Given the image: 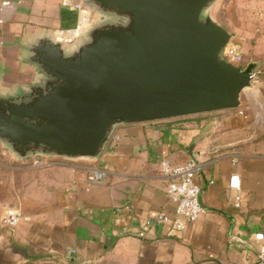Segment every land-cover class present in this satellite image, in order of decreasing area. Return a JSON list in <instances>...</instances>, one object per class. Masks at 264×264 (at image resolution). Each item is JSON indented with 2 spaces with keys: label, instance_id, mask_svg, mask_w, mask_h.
<instances>
[{
  "label": "crops",
  "instance_id": "0c3cea01",
  "mask_svg": "<svg viewBox=\"0 0 264 264\" xmlns=\"http://www.w3.org/2000/svg\"><path fill=\"white\" fill-rule=\"evenodd\" d=\"M226 10L228 20L230 11L236 12L230 23H264V0H231ZM77 21V10L63 0H0V91L14 92L37 76L24 59L23 43L46 33L58 39L59 29ZM228 29L242 36V27ZM191 158L201 165L196 175L201 216L172 235L169 224L147 225L157 212L175 216L160 162ZM37 160L44 165L38 176L30 170L7 180L23 218L14 228L0 227V264L258 260L256 234L264 233V134L251 132L237 109L120 126L94 161L37 156L35 165ZM97 168L106 177L92 183L88 174ZM232 175L240 176L238 192L229 186Z\"/></svg>",
  "mask_w": 264,
  "mask_h": 264
},
{
  "label": "water",
  "instance_id": "95a60500",
  "mask_svg": "<svg viewBox=\"0 0 264 264\" xmlns=\"http://www.w3.org/2000/svg\"><path fill=\"white\" fill-rule=\"evenodd\" d=\"M96 18L72 44L52 33L22 44L37 76L0 91V143L18 160L94 161L117 128L234 110L258 91L259 63L223 55L233 33L219 0H77Z\"/></svg>",
  "mask_w": 264,
  "mask_h": 264
},
{
  "label": "built area",
  "instance_id": "2783aa9c",
  "mask_svg": "<svg viewBox=\"0 0 264 264\" xmlns=\"http://www.w3.org/2000/svg\"><path fill=\"white\" fill-rule=\"evenodd\" d=\"M63 3L77 10L78 21L76 26L72 28L59 29L57 37L67 44H72L94 21L96 14L73 0H63ZM223 55L229 62L244 67V52L240 43L231 39L225 46ZM38 164H41V162H38ZM160 170L168 179L167 195L175 204V216L171 218L165 212H157L151 215L146 222L147 225L169 224V234L172 235L184 230L188 223L196 221L203 212L201 203L202 187L196 181V175L201 170V165L195 158L185 162H173L169 159H163L160 162ZM105 177L106 171L100 168L93 169L88 174V179L92 183H101ZM229 186L232 190L238 192L241 187L240 176L232 175ZM235 199V205L239 206L241 196L237 194ZM22 218L23 214L20 207L9 206L0 217V227L14 228L21 222ZM256 239L261 241V247L258 260L254 264H264V233H257Z\"/></svg>",
  "mask_w": 264,
  "mask_h": 264
},
{
  "label": "rangeland",
  "instance_id": "374dc122",
  "mask_svg": "<svg viewBox=\"0 0 264 264\" xmlns=\"http://www.w3.org/2000/svg\"><path fill=\"white\" fill-rule=\"evenodd\" d=\"M230 3L231 0H219L212 13L232 30L234 24L243 28L242 36L233 33L232 39L242 45L244 66L250 61L259 63L257 76L261 81V87L258 91L251 89L243 91L242 104L237 108V118L241 117L248 124L251 132L257 131V133L264 134V23H230V19L236 17V12L231 10L230 21L227 19L226 6ZM34 160L36 157L25 161L18 160L0 143V209L2 214L9 206H18L12 201L13 195L7 180L14 176L13 173L17 172L19 176H22L30 170L38 176L44 165H35ZM21 166L23 169H20ZM15 167H19V169H15Z\"/></svg>",
  "mask_w": 264,
  "mask_h": 264
}]
</instances>
